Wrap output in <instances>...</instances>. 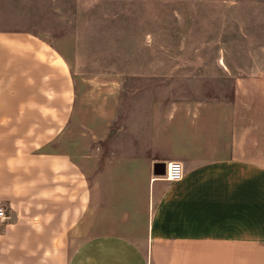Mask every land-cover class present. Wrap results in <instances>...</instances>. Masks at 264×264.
Instances as JSON below:
<instances>
[{"label": "crops", "instance_id": "crops-1", "mask_svg": "<svg viewBox=\"0 0 264 264\" xmlns=\"http://www.w3.org/2000/svg\"><path fill=\"white\" fill-rule=\"evenodd\" d=\"M77 102L52 47L0 32V264H264V164L238 159L224 109L135 124L136 149L110 162L97 145L132 128L115 133L108 107L82 124L77 157L61 149ZM176 162L182 182L157 176Z\"/></svg>", "mask_w": 264, "mask_h": 264}, {"label": "rangeland", "instance_id": "rangeland-1", "mask_svg": "<svg viewBox=\"0 0 264 264\" xmlns=\"http://www.w3.org/2000/svg\"><path fill=\"white\" fill-rule=\"evenodd\" d=\"M0 32L37 37L67 63L79 117L61 149L72 157L97 107L115 133L132 128L130 142L97 145L111 162L113 147L136 149L135 124L215 105L238 159L264 164V0H0Z\"/></svg>", "mask_w": 264, "mask_h": 264}, {"label": "built area", "instance_id": "built-area-1", "mask_svg": "<svg viewBox=\"0 0 264 264\" xmlns=\"http://www.w3.org/2000/svg\"><path fill=\"white\" fill-rule=\"evenodd\" d=\"M185 177L184 166L181 163H172L167 168L165 180L169 183L177 184L183 181ZM8 217L4 209H0V230L6 225Z\"/></svg>", "mask_w": 264, "mask_h": 264}, {"label": "water", "instance_id": "water-1", "mask_svg": "<svg viewBox=\"0 0 264 264\" xmlns=\"http://www.w3.org/2000/svg\"><path fill=\"white\" fill-rule=\"evenodd\" d=\"M164 170H166V168L164 167ZM166 171H164L163 172V174H157V176H159V177H165L166 176V173H165Z\"/></svg>", "mask_w": 264, "mask_h": 264}, {"label": "bare ground", "instance_id": "bare-ground-1", "mask_svg": "<svg viewBox=\"0 0 264 264\" xmlns=\"http://www.w3.org/2000/svg\"><path fill=\"white\" fill-rule=\"evenodd\" d=\"M60 63V62H59ZM61 64V63H60Z\"/></svg>", "mask_w": 264, "mask_h": 264}]
</instances>
